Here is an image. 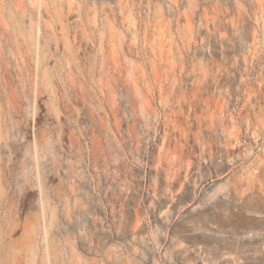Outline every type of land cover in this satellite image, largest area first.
Returning a JSON list of instances; mask_svg holds the SVG:
<instances>
[{
    "label": "rangeland",
    "instance_id": "rangeland-1",
    "mask_svg": "<svg viewBox=\"0 0 264 264\" xmlns=\"http://www.w3.org/2000/svg\"><path fill=\"white\" fill-rule=\"evenodd\" d=\"M0 264H264V0H0Z\"/></svg>",
    "mask_w": 264,
    "mask_h": 264
}]
</instances>
